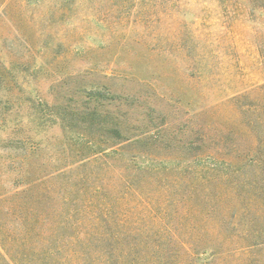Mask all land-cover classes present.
I'll return each instance as SVG.
<instances>
[{"label": "trees", "instance_id": "1", "mask_svg": "<svg viewBox=\"0 0 264 264\" xmlns=\"http://www.w3.org/2000/svg\"><path fill=\"white\" fill-rule=\"evenodd\" d=\"M58 1L62 17L70 0ZM163 1L157 15L180 13L179 0ZM139 2L113 1L117 23ZM59 69L50 100L22 87L13 98L0 65V89L7 93L0 99V264H229L238 253L264 252V200L237 203L230 220L221 191V216L197 201L207 186L225 185L230 173L263 165L253 133L261 134L264 114L243 120L254 111L238 117L232 105L246 95L221 112L192 114L152 78ZM101 79L137 87L120 94ZM54 127L63 142L47 158L42 154L53 144L43 146L41 137ZM229 139L240 145L226 148ZM124 157L129 176L113 165ZM253 209L260 216L244 221ZM252 264H264V257Z\"/></svg>", "mask_w": 264, "mask_h": 264}, {"label": "rangeland", "instance_id": "2", "mask_svg": "<svg viewBox=\"0 0 264 264\" xmlns=\"http://www.w3.org/2000/svg\"><path fill=\"white\" fill-rule=\"evenodd\" d=\"M113 1L70 0V10L61 17L64 12L58 10V0H0V65L14 85L12 97L19 96L22 87L25 94L32 91V95L50 100L51 86L57 78L53 70L59 66L69 75L92 71L109 77L133 76L138 81L152 78L162 92L183 99V108L192 114L216 109L221 112L231 100L245 95L232 102L236 104L235 114L239 117L241 112L254 111L243 120L264 114V0H179L180 13L163 12L162 16L157 13L163 0H140L139 7L131 8L122 23H117L118 13L110 10ZM147 12L152 17H145ZM76 82L67 87L76 86ZM101 82L114 84L120 94L137 87L122 80ZM6 94L4 88L0 89V99ZM21 117L27 123L26 116ZM253 134L255 145L258 143L256 153L264 161V126L259 137ZM41 138L43 146L53 144L42 155L56 156L57 144L63 142L62 132L54 127ZM249 144H242V150ZM238 145L229 139L226 148ZM262 163L260 169L241 175H229L231 170L224 169L221 174L229 175L225 185L201 190L198 204L214 217L221 216V191L226 196L222 213L229 220L237 203L244 206L251 198L253 204L262 205ZM141 164L139 161L137 165ZM113 165L124 176L132 174L126 169L125 157ZM233 184L239 185L240 193L233 190ZM235 193H242V197ZM255 209L253 215L244 216V221L245 217L260 216ZM261 218L264 220L263 214ZM237 255L228 263L252 264L261 260L264 252Z\"/></svg>", "mask_w": 264, "mask_h": 264}]
</instances>
